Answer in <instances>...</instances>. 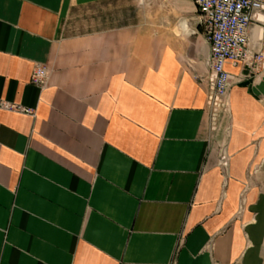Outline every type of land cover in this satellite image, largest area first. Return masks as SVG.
<instances>
[{
	"label": "crops",
	"instance_id": "obj_1",
	"mask_svg": "<svg viewBox=\"0 0 264 264\" xmlns=\"http://www.w3.org/2000/svg\"><path fill=\"white\" fill-rule=\"evenodd\" d=\"M163 2L177 31L143 0H0V98L32 109H0V264H264V65L226 63L210 132L196 6Z\"/></svg>",
	"mask_w": 264,
	"mask_h": 264
},
{
	"label": "built area",
	"instance_id": "obj_2",
	"mask_svg": "<svg viewBox=\"0 0 264 264\" xmlns=\"http://www.w3.org/2000/svg\"><path fill=\"white\" fill-rule=\"evenodd\" d=\"M196 6V20L200 25L209 47L208 72L198 75L206 81V111L210 132L227 131L229 111V89L237 76L225 69L244 65L254 72L259 63L264 65V50H249L248 29L253 13L264 9V0H192ZM48 80L45 65L36 64L32 69L30 82L44 87ZM0 109L31 113L32 109L0 98ZM224 122V123H223ZM229 156L224 145H219V164L223 170L228 166ZM242 207V205H241ZM240 207V208H241Z\"/></svg>",
	"mask_w": 264,
	"mask_h": 264
},
{
	"label": "rangeland",
	"instance_id": "obj_3",
	"mask_svg": "<svg viewBox=\"0 0 264 264\" xmlns=\"http://www.w3.org/2000/svg\"><path fill=\"white\" fill-rule=\"evenodd\" d=\"M143 12H149L152 16L154 14L162 18L165 21L163 25L171 26L174 22L177 31L179 26L177 10L176 8L172 9V6L163 2V0H143ZM262 69L263 65L259 63L258 68L254 72H250V75L259 74L263 71ZM259 170L262 174L260 182L264 186V164L260 165Z\"/></svg>",
	"mask_w": 264,
	"mask_h": 264
}]
</instances>
